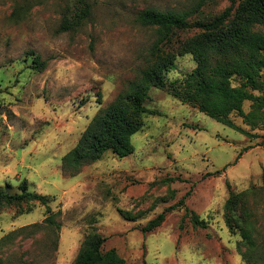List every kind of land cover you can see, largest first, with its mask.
Listing matches in <instances>:
<instances>
[{"label":"rangeland","instance_id":"rangeland-1","mask_svg":"<svg viewBox=\"0 0 264 264\" xmlns=\"http://www.w3.org/2000/svg\"><path fill=\"white\" fill-rule=\"evenodd\" d=\"M74 1L0 0V189L17 192L26 179L29 190L53 196L49 210L60 225L42 223L47 207L41 204L22 213L3 208L0 238L14 233L0 245V264H71L94 232L105 237L102 249H116L125 264H247L237 249L239 234L225 224L223 204L228 183L234 191L261 185L264 126L251 129L232 114L236 124L259 135L251 139L151 86L145 106L152 111L131 136V154L106 152L74 173L62 160L91 119L145 69L159 35L137 22L140 10L198 8L195 19L240 0H87L91 14L84 24L60 31L62 12ZM23 4L29 9L19 10ZM32 51L46 60L43 70L32 68ZM194 66L191 54H178L166 77L182 78ZM250 103L244 102L245 111ZM215 170L221 172L206 175ZM182 196L184 203L167 211L159 226L141 231ZM256 200L264 225V203ZM185 207L206 226L194 225ZM119 208L137 219H125ZM33 223L41 226L34 230Z\"/></svg>","mask_w":264,"mask_h":264},{"label":"trees","instance_id":"trees-1","mask_svg":"<svg viewBox=\"0 0 264 264\" xmlns=\"http://www.w3.org/2000/svg\"><path fill=\"white\" fill-rule=\"evenodd\" d=\"M29 7L30 4H23L18 9L28 10ZM197 10L160 11L151 7L136 14L140 25L155 27L159 35L148 49L145 69L85 126L76 144L63 156L65 170L74 173L82 165L100 159L106 152L118 157L131 154L134 151L131 136L143 126L144 114L152 111L145 106L151 86L166 90L181 102L196 107L251 139L259 136L236 124L231 115L241 117L242 122L251 129L264 126V0H240L237 6L230 5L213 16L191 19ZM90 14V3L76 0L63 10L58 29L76 30ZM191 29L197 30L191 36H176L177 32ZM181 53L191 54L195 66L182 78L168 80L166 72L173 67L175 57ZM30 54L32 68L43 70L46 60L33 51ZM247 100L251 103L245 111L243 104ZM258 144H264V134ZM249 147L244 146L235 160ZM220 172L215 170L206 172V175ZM173 179L164 178L161 182ZM261 179L259 187L251 185L241 191L232 190L228 183L229 194L223 204L225 224L230 232L239 234L237 249L247 264H264V225L259 224L255 211L259 203L257 196L264 203V169ZM18 189L13 193L0 189V211L13 206L18 213H22L41 204L47 207L42 223L59 228V223L49 210L53 196L29 190L26 179L19 183ZM184 197L149 219L140 228L141 231L145 233L159 226L165 213L183 204ZM185 210L190 212L194 225L206 226L204 218L187 207ZM118 211L127 220L137 219L128 211L120 208ZM29 226L37 230L41 223ZM13 233L8 232L1 237L0 245L8 241ZM104 241L105 237L97 232L88 235L71 264H125L116 249H102Z\"/></svg>","mask_w":264,"mask_h":264}]
</instances>
